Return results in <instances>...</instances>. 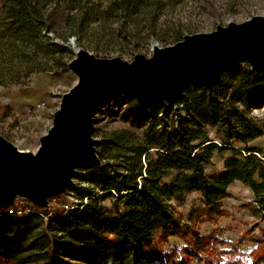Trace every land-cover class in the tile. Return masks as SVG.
<instances>
[{"label": "trees", "instance_id": "trees-1", "mask_svg": "<svg viewBox=\"0 0 264 264\" xmlns=\"http://www.w3.org/2000/svg\"><path fill=\"white\" fill-rule=\"evenodd\" d=\"M185 1L0 0V85L68 72L74 57L68 39L81 41L93 26L137 46L157 39L167 24L163 14ZM56 11L67 28L57 35L62 43L49 35L56 34L50 21ZM183 36L175 32L173 44ZM126 103L144 113L140 135L122 130L104 137L96 147L100 165L77 166V184L48 199V207L21 198V215L6 213L13 206L0 209V264H57L61 250L94 264H260L264 247L249 253L250 263L234 258L224 241L201 235L191 216L183 222L173 203L182 205L187 194L197 193L202 208L192 214L219 217L227 188L240 182L253 194L251 215L264 220V147L251 145L264 128L248 115L264 105V73L241 62L211 89L190 86L173 108ZM225 151L231 155L224 169L206 173L214 153ZM70 192L78 205L69 201ZM107 198L113 209L99 204ZM170 238L181 244L167 249Z\"/></svg>", "mask_w": 264, "mask_h": 264}, {"label": "water", "instance_id": "water-1", "mask_svg": "<svg viewBox=\"0 0 264 264\" xmlns=\"http://www.w3.org/2000/svg\"><path fill=\"white\" fill-rule=\"evenodd\" d=\"M76 47L75 39L68 41ZM149 57L97 58L77 49L68 63L76 83L62 95L52 125L36 152L18 150L0 136V209L17 197L46 208L48 199L73 184L77 166H99L94 116L110 99H133L146 107L173 108L190 86L213 88L222 73L241 62L264 73V17L183 36L166 47L151 45Z\"/></svg>", "mask_w": 264, "mask_h": 264}, {"label": "rangeland", "instance_id": "rangeland-1", "mask_svg": "<svg viewBox=\"0 0 264 264\" xmlns=\"http://www.w3.org/2000/svg\"><path fill=\"white\" fill-rule=\"evenodd\" d=\"M63 15L61 11H56L50 18L56 34L51 32L49 35L55 43H62L57 35H64L67 31ZM254 16L264 17V0H186L181 6L163 14L161 20L167 24L158 30L157 39L145 40L137 46L117 36L103 34L93 26L81 41L75 40L76 47L71 49L74 57L77 49H84L97 58L117 57L131 61L138 54L149 57L153 43L161 47L173 45L174 33L177 31H182L184 35L209 33L218 26L242 23ZM71 38L75 39L70 37L68 40ZM76 81L77 77L68 70L66 73L55 75L32 74L23 84L0 85V136L19 150L36 152L40 138L52 125L53 114L59 107L62 95L68 92ZM248 115L264 128V105L249 110ZM144 117L139 107L128 108L126 98L110 99L99 106L94 116L93 138L99 143L109 134L122 130L140 135L146 125ZM210 138L215 139V132L212 130ZM251 145L264 147V136L253 141ZM230 155L228 151L214 153L211 164L206 167V173L222 171ZM73 184L77 182L73 180ZM227 193L228 197L222 201L223 215L209 220L204 216L197 214V217L192 214L202 208L201 198L197 193L187 194L182 205L173 203V206L183 222H187L191 216L201 235H214L225 242L223 248L233 251L234 258L250 263L249 253L264 247V220L260 216L251 215L249 211V206L255 205L249 187L234 182L227 188ZM68 198L73 205L79 204L73 193L70 192ZM17 200L18 205L24 203L20 197H17ZM83 202L86 203V200ZM99 204L106 209H113L114 200L107 198ZM40 218L45 221L44 217ZM178 244H181L180 240L170 238L165 247L168 249ZM57 258V264H94L90 258H74L62 250ZM260 264H264V258Z\"/></svg>", "mask_w": 264, "mask_h": 264}, {"label": "built area", "instance_id": "built-area-1", "mask_svg": "<svg viewBox=\"0 0 264 264\" xmlns=\"http://www.w3.org/2000/svg\"><path fill=\"white\" fill-rule=\"evenodd\" d=\"M17 148V147H16ZM19 150V149H18ZM20 151H22V150H20ZM17 198L14 200V204H13V209L12 210H8V211H6V213L7 214H10V215H14V216H19V215H21L22 213H23V211L20 209V206H22L23 205V203H20L19 205H18V203H17ZM46 207H48V203H47V206ZM24 212L25 213H29V212H31V207H29V208H25L24 209Z\"/></svg>", "mask_w": 264, "mask_h": 264}]
</instances>
